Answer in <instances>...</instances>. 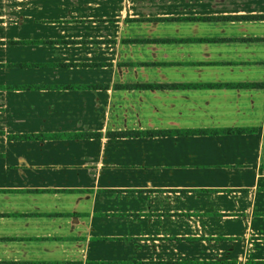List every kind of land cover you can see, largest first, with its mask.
Returning a JSON list of instances; mask_svg holds the SVG:
<instances>
[{
  "label": "crops",
  "instance_id": "crops-1",
  "mask_svg": "<svg viewBox=\"0 0 264 264\" xmlns=\"http://www.w3.org/2000/svg\"><path fill=\"white\" fill-rule=\"evenodd\" d=\"M252 15L264 0H0V264H264ZM224 127L255 130L107 134Z\"/></svg>",
  "mask_w": 264,
  "mask_h": 264
},
{
  "label": "trees",
  "instance_id": "trees-1",
  "mask_svg": "<svg viewBox=\"0 0 264 264\" xmlns=\"http://www.w3.org/2000/svg\"><path fill=\"white\" fill-rule=\"evenodd\" d=\"M251 18H264V15H252ZM255 129L252 127H224V128H197V129H171V130H149V131H120L108 132L111 136H131V135H144V136H169V135H194V134H241L253 132ZM99 133L78 132L70 133L68 136L72 137H87L98 136ZM39 135L35 134H19L15 135V139H37Z\"/></svg>",
  "mask_w": 264,
  "mask_h": 264
}]
</instances>
